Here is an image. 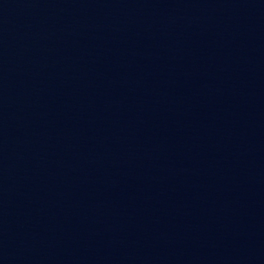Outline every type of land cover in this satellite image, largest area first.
<instances>
[{"label":"water","instance_id":"obj_1","mask_svg":"<svg viewBox=\"0 0 264 264\" xmlns=\"http://www.w3.org/2000/svg\"><path fill=\"white\" fill-rule=\"evenodd\" d=\"M0 264H264V0H0Z\"/></svg>","mask_w":264,"mask_h":264}]
</instances>
